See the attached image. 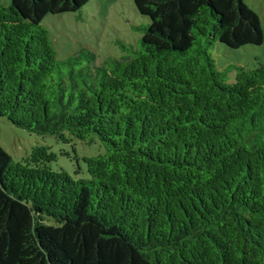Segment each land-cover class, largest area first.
Here are the masks:
<instances>
[{
  "label": "trees",
  "instance_id": "trees-1",
  "mask_svg": "<svg viewBox=\"0 0 264 264\" xmlns=\"http://www.w3.org/2000/svg\"><path fill=\"white\" fill-rule=\"evenodd\" d=\"M89 0L0 5V117L68 143L88 178L34 146L0 148V264H264V64L229 83L209 48L263 43L243 0H132L135 49L55 59L47 14Z\"/></svg>",
  "mask_w": 264,
  "mask_h": 264
},
{
  "label": "rangeland",
  "instance_id": "rangeland-1",
  "mask_svg": "<svg viewBox=\"0 0 264 264\" xmlns=\"http://www.w3.org/2000/svg\"><path fill=\"white\" fill-rule=\"evenodd\" d=\"M260 18L264 36V0H243ZM10 0H0L7 6ZM147 17L141 16L132 0H89L75 12L47 14L41 25L47 30L54 49L55 59L63 61L80 54L91 52L92 66H100L106 60L119 59L135 49L141 38L137 26L148 24ZM219 71L231 83L235 79V66L255 68L264 64V38L260 45H245L232 49L222 43L209 48ZM34 146H47L56 154L50 163L53 170H65L73 178H88L83 157L95 156L104 148L95 136L87 142L72 140L65 143L51 135H37L16 127L0 117V148L13 161H22Z\"/></svg>",
  "mask_w": 264,
  "mask_h": 264
}]
</instances>
